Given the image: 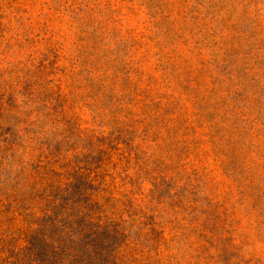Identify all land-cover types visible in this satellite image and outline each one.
Listing matches in <instances>:
<instances>
[{"label":"rangeland","instance_id":"obj_1","mask_svg":"<svg viewBox=\"0 0 264 264\" xmlns=\"http://www.w3.org/2000/svg\"><path fill=\"white\" fill-rule=\"evenodd\" d=\"M60 182L128 236L25 231ZM0 264H264V0H0Z\"/></svg>","mask_w":264,"mask_h":264},{"label":"trees","instance_id":"obj_2","mask_svg":"<svg viewBox=\"0 0 264 264\" xmlns=\"http://www.w3.org/2000/svg\"><path fill=\"white\" fill-rule=\"evenodd\" d=\"M76 174L84 177L85 181H88L91 186H95L96 179H91L89 173L85 175L82 171H77ZM68 179L71 180L70 177ZM72 182L73 180H71ZM54 188L60 191L58 199L57 197L52 198V200L49 198L43 199L38 204L40 206L37 207L33 216V223L28 228L26 226L25 231L36 230L43 225L42 230L45 232L43 238L49 239L56 249H61L65 258L71 257V254L75 251L77 255L83 253L80 249H77L76 244L83 245L86 250H91V246L86 242L97 239L104 235L103 233L106 231L113 232L114 238L119 235L128 236V223L118 215L116 209H112L110 215H108L107 210L98 202L94 192L89 193L86 188L85 190L89 194L84 205H74L76 208V211H74L69 206L71 200L68 196H70L71 191L68 185L60 182ZM46 202L51 205L50 208L46 206ZM115 256L116 261L121 260V256L117 254Z\"/></svg>","mask_w":264,"mask_h":264}]
</instances>
